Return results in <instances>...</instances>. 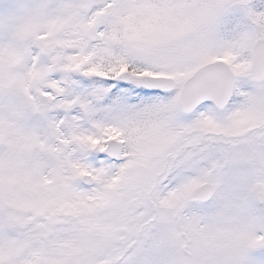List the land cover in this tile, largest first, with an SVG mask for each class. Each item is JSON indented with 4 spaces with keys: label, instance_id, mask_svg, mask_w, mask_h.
<instances>
[{
    "label": "snow or ice",
    "instance_id": "1",
    "mask_svg": "<svg viewBox=\"0 0 264 264\" xmlns=\"http://www.w3.org/2000/svg\"><path fill=\"white\" fill-rule=\"evenodd\" d=\"M0 264H264V0H0Z\"/></svg>",
    "mask_w": 264,
    "mask_h": 264
}]
</instances>
